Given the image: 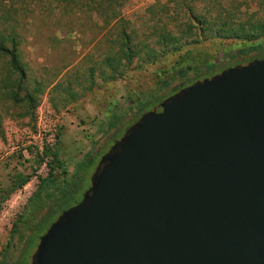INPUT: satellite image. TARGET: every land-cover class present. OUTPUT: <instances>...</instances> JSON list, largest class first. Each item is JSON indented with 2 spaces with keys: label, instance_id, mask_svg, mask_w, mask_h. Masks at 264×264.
<instances>
[{
  "label": "water",
  "instance_id": "1",
  "mask_svg": "<svg viewBox=\"0 0 264 264\" xmlns=\"http://www.w3.org/2000/svg\"><path fill=\"white\" fill-rule=\"evenodd\" d=\"M143 112L31 264H264V58Z\"/></svg>",
  "mask_w": 264,
  "mask_h": 264
},
{
  "label": "rangeland",
  "instance_id": "2",
  "mask_svg": "<svg viewBox=\"0 0 264 264\" xmlns=\"http://www.w3.org/2000/svg\"><path fill=\"white\" fill-rule=\"evenodd\" d=\"M154 1L130 0L122 10L136 40L141 38L146 27L144 8ZM46 21L35 20L30 26L32 32L23 33L22 54L36 75L52 77L60 69V76L54 84L63 81L62 86H65L69 79L75 78L77 72L84 73L91 64L89 58L99 59L101 48L98 47L104 45L108 36L104 33L106 30L100 32L94 27L65 35L60 32L54 34L51 22ZM53 35H57L59 40L54 39ZM253 45L255 43L233 39H210L197 47L210 53V61L217 65L213 71H205L202 66L198 75L192 69L186 78L179 74L180 77L176 76L171 71L170 82L165 85L162 81L165 75L157 70L162 65L169 68L170 62L164 61L129 71L123 79L102 82L97 77L90 90L82 89L73 82L75 90L80 92L74 100L67 95H60V99L59 90L51 88L53 84L40 95L31 117H10L0 113V263L4 254L8 253L4 264H31L39 236L64 210L63 206H56L53 199L59 194L55 187L50 188L53 196L41 206L30 204L39 179L48 173L50 158H41L43 147L57 151L67 171L64 176L61 168L53 172L58 175L57 188L64 185V180L71 182L70 189L74 195L71 202L79 201L90 186V178L101 157L143 112L191 84L196 77L202 79L223 68L263 59L250 49ZM182 65H185V61H182ZM84 78L85 75L81 76V82L87 86L89 83ZM144 104L147 106L141 110ZM39 114L42 118L38 119ZM56 116L57 121L54 120ZM37 129L47 132L38 133ZM51 131L53 136L50 135ZM39 145H42V151ZM17 175H28V180L11 190ZM53 207L52 213L42 224V230L36 231L33 225ZM19 220L22 222L15 226L14 223ZM12 230L15 232L12 233Z\"/></svg>",
  "mask_w": 264,
  "mask_h": 264
},
{
  "label": "trees",
  "instance_id": "3",
  "mask_svg": "<svg viewBox=\"0 0 264 264\" xmlns=\"http://www.w3.org/2000/svg\"><path fill=\"white\" fill-rule=\"evenodd\" d=\"M129 1L0 0V113L10 117H31L40 95L60 76V69L52 77L36 75L23 57V33L32 32L30 26L37 19L51 22L54 34L60 32L65 35L94 27L100 32L106 30L104 33L108 36L104 45L98 47L101 48L99 59L89 58L91 64L84 73L77 72L78 75L76 73L75 78L69 79L65 86H62L63 81H59L51 87L52 90H59L60 99V95H67L73 100L80 95L73 82L82 89L90 90L97 77L102 82L123 79L129 71L164 61L170 62L169 68L162 65L157 70L165 75L162 79L165 85L170 82L171 71L182 78H186L192 69L198 75L202 66L205 71H213L217 65L210 61V53L197 47L210 39L255 43L250 49L264 57V0H155L144 8L146 27L138 40L122 15ZM53 38L58 39L57 35ZM182 61H185L184 66ZM83 75V80L89 83L87 86L81 82ZM146 106L141 105V110ZM1 122L0 118V126ZM45 156L50 158L48 173L39 179L30 204L41 206L53 196L50 188L55 187L59 191L53 197L56 206L68 208L78 202H71L74 200L71 182L64 180V185L57 188L58 175L53 173L56 168L62 169L63 176L67 171L57 151L46 147L41 158ZM27 180L28 175H17L11 190L19 188ZM53 209L33 225L36 231L42 230L43 222ZM21 222L19 220L14 225Z\"/></svg>",
  "mask_w": 264,
  "mask_h": 264
},
{
  "label": "built area",
  "instance_id": "4",
  "mask_svg": "<svg viewBox=\"0 0 264 264\" xmlns=\"http://www.w3.org/2000/svg\"><path fill=\"white\" fill-rule=\"evenodd\" d=\"M46 116H47V115H46ZM46 116H45V118H46ZM39 118H42V115H41V114L38 115V119H39ZM54 120H55V121L58 120L57 116L54 117ZM37 130H38V129H37ZM41 132L44 134V132H47V131H46L45 129H42V131L38 130V133H41ZM53 134H54L53 131H51L50 135L53 136ZM38 148H39L40 151H42V145H39ZM43 149H44V147H43Z\"/></svg>",
  "mask_w": 264,
  "mask_h": 264
},
{
  "label": "flooded vegetation",
  "instance_id": "5",
  "mask_svg": "<svg viewBox=\"0 0 264 264\" xmlns=\"http://www.w3.org/2000/svg\"><path fill=\"white\" fill-rule=\"evenodd\" d=\"M159 104H160V103H159ZM159 104L153 106V107L151 108V110H154V109L157 110V111L160 110V106H159ZM116 141H117V140H116ZM116 141H115V142H116ZM113 144H114V143H113ZM7 255H8V253H5V254H4V257L2 258V260L8 259V256H7Z\"/></svg>",
  "mask_w": 264,
  "mask_h": 264
}]
</instances>
